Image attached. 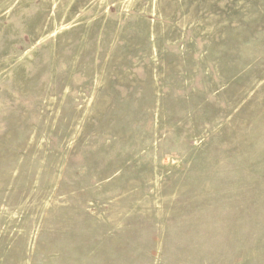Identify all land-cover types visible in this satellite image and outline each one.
I'll list each match as a JSON object with an SVG mask.
<instances>
[{"label": "rangeland", "instance_id": "obj_1", "mask_svg": "<svg viewBox=\"0 0 264 264\" xmlns=\"http://www.w3.org/2000/svg\"><path fill=\"white\" fill-rule=\"evenodd\" d=\"M0 264H264V0H0Z\"/></svg>", "mask_w": 264, "mask_h": 264}]
</instances>
